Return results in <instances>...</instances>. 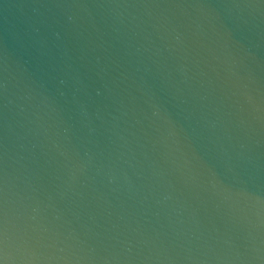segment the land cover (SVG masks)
Segmentation results:
<instances>
[{"label":"water","instance_id":"95a60500","mask_svg":"<svg viewBox=\"0 0 264 264\" xmlns=\"http://www.w3.org/2000/svg\"><path fill=\"white\" fill-rule=\"evenodd\" d=\"M0 264H264V0H0Z\"/></svg>","mask_w":264,"mask_h":264}]
</instances>
